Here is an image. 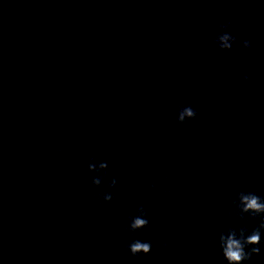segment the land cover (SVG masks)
Masks as SVG:
<instances>
[{
    "label": "clouds",
    "instance_id": "clouds-1",
    "mask_svg": "<svg viewBox=\"0 0 264 264\" xmlns=\"http://www.w3.org/2000/svg\"><path fill=\"white\" fill-rule=\"evenodd\" d=\"M231 21H226L219 25L222 30L220 34H217L214 39V43L219 42V48L222 50H231L232 45L236 43V37L231 35L230 32L226 31L231 28ZM241 47L245 49H250L252 47L249 40H244L241 43ZM243 79L247 81L248 76H244ZM197 116L196 110L191 106H185L178 110L177 122L180 124L185 123L187 120L195 119ZM94 163L88 164V170L92 172L95 169ZM108 167L107 162L101 163L100 168L106 169ZM94 186H100L101 180L94 177L92 180ZM116 179L112 178L108 184L109 188H114L116 186ZM153 185L152 187H154ZM237 198L243 205V211L250 214L253 218L261 217L260 224L248 235H245L247 229L241 228L239 230V236L237 232L233 229H229L227 235L221 234L219 237L220 248L222 249V254L224 259L228 264H241V262L251 260L254 254L260 253V248L258 245L261 243V232L264 231V198L256 195L252 192H239ZM105 202H110L113 196L110 193H105L102 197ZM235 203V201H233ZM141 216L133 218V222L130 225L131 230L142 229L148 226L149 221L146 219L145 209L141 206L137 209ZM87 223V221H85ZM250 247L249 251H245L246 248ZM129 251L132 256H138L143 253L147 255L151 252V243L141 242L139 240L133 241L128 245Z\"/></svg>",
    "mask_w": 264,
    "mask_h": 264
}]
</instances>
